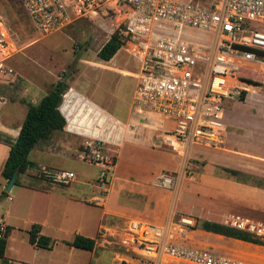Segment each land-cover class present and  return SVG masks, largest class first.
<instances>
[{
    "label": "rangeland",
    "instance_id": "obj_1",
    "mask_svg": "<svg viewBox=\"0 0 264 264\" xmlns=\"http://www.w3.org/2000/svg\"><path fill=\"white\" fill-rule=\"evenodd\" d=\"M66 2L72 8L71 22L46 34L36 29L20 0H0V32L6 34L5 41L11 47L5 59L0 52V61L12 71L11 75L0 76V97L10 102L23 99L37 103L63 72L69 73V89L63 95L61 108L68 114L69 122L63 131L55 132L33 148L27 158L34 166L18 177V184L39 190L50 188L52 192H33L19 185L10 191L2 190L7 196L0 200V215L13 227L8 253L17 251L22 260L37 264H139L123 243V231L130 219L150 223L174 220L177 231L174 238L190 245L207 246L210 242L232 247L231 241L241 243L222 235H208L197 225L179 232L176 224L181 217L193 218L195 224L197 220L214 222L224 213H237L264 223V186L256 183L264 177L253 171L264 175V167H252L256 162L251 156L215 153L223 142L218 147H193L182 153L163 144L160 133L153 130L152 120L130 113L141 67L138 43L124 39V45L110 61L97 57L124 19L120 5L116 0H94L78 12L75 7H80L79 0ZM252 29L264 32V25L254 24ZM256 63H264V59L245 63L246 68L238 70L239 94L225 101L224 123L236 119L238 130L246 134H235L247 137L234 139L236 147L259 156L264 151V71L249 67ZM253 88L262 95L256 100L248 96L249 91L255 93ZM242 92L245 94L240 100ZM94 139L104 142L102 154L109 162L103 180H100L104 170L101 164L79 158L85 142ZM40 145L52 147L53 151L61 149L47 152ZM49 165L72 171L76 178L67 185L53 184L40 175L41 168L50 169ZM210 166L215 167L214 176L202 177L204 169ZM221 167L238 169L241 182L220 177ZM116 168L122 170L119 175L126 176H114ZM155 175L153 181H143ZM162 175L171 180L168 188L159 185ZM90 185L101 187L98 197L88 201L96 202L97 207L74 203L73 198H78L81 189H89ZM104 196L109 212L101 215ZM201 197L205 199L200 202L202 205L196 204ZM98 223L101 228L93 251L69 250L65 246L81 228L94 235ZM32 224H39L41 233L55 242L52 251L30 246L27 230ZM233 244L235 248L256 250L249 245Z\"/></svg>",
    "mask_w": 264,
    "mask_h": 264
},
{
    "label": "built area",
    "instance_id": "obj_2",
    "mask_svg": "<svg viewBox=\"0 0 264 264\" xmlns=\"http://www.w3.org/2000/svg\"><path fill=\"white\" fill-rule=\"evenodd\" d=\"M20 3L41 33L59 31L71 22L72 8L66 0ZM86 3L94 0L72 6L81 12ZM116 4L124 16L118 26L121 37L140 47V75L130 113L157 120L153 130L173 150L217 147L225 131V101L239 94L237 72L246 68L245 63L261 61L259 53L264 52V32L252 29L254 24L264 25V0H116ZM5 36L0 33L4 59L11 52ZM11 73L0 61V76ZM103 149L104 142L94 139L86 141L79 153L83 161L103 166L100 180L109 167ZM40 175L57 185L76 178L62 169L41 168ZM170 182L162 175L159 185L168 188ZM214 222L260 241L245 242L256 249L253 255L178 242L174 220L130 219L123 243L139 264H264V223L237 213L221 214ZM194 224L193 218L181 217L176 225L183 232Z\"/></svg>",
    "mask_w": 264,
    "mask_h": 264
},
{
    "label": "trees",
    "instance_id": "obj_3",
    "mask_svg": "<svg viewBox=\"0 0 264 264\" xmlns=\"http://www.w3.org/2000/svg\"><path fill=\"white\" fill-rule=\"evenodd\" d=\"M124 45L123 38L121 37L119 30L115 31L109 40L101 47L97 53V57L102 61H110L113 56L119 51V49ZM264 59V52L259 53ZM258 72V71H255ZM262 73V72H260ZM264 74V73H262ZM69 73L63 72L60 79L53 85L52 89L45 94L37 103H30L22 100L21 102L27 106V112L22 123L20 132L15 141L10 143L8 139H2L5 143H9L8 157L4 163L3 169L1 171V176L4 180L9 181L12 177L15 169L19 167L18 177L23 174L25 170L29 167L28 154L30 151L39 143L47 141L55 132L63 131L66 124L65 118L59 110L62 103L63 95L68 90L69 86L67 84ZM242 92L241 99L243 100ZM67 124L68 116L64 113ZM66 124V126H67ZM218 174L224 175L228 178H233L238 182H241V178H238L240 172L236 169L221 167ZM17 177L15 185L19 183V178ZM258 186H264V180H258ZM7 196L5 192H1L0 200ZM200 229L210 232L215 236H226L229 238L241 240L250 243H260V241L254 239L253 237L222 225H219L213 221L202 220L196 221L195 226ZM13 230V227L6 225L2 230H0V260L4 259V254L7 246V239ZM28 242L39 248L51 249L54 246V241L46 235L41 234V227L39 224H32L27 230ZM220 237V236H219ZM235 244H241L240 242H234ZM70 247L84 250L93 251L95 248V239L85 237L80 234H76L72 241L65 242ZM125 264V262H121Z\"/></svg>",
    "mask_w": 264,
    "mask_h": 264
},
{
    "label": "crops",
    "instance_id": "obj_4",
    "mask_svg": "<svg viewBox=\"0 0 264 264\" xmlns=\"http://www.w3.org/2000/svg\"><path fill=\"white\" fill-rule=\"evenodd\" d=\"M0 33H4V32H0ZM5 34V33H4ZM6 35V34H5ZM238 83L241 84L240 81L237 82V86H238ZM243 84V83H242ZM240 88V87H238ZM69 89V88H68ZM254 89V88H253ZM250 90V89H249ZM255 90V89H254ZM21 94H25V91H22ZM248 96L251 98V100H256L258 99L261 95V93H258V91L255 90V93L254 94H251L250 91L248 93ZM43 97V96H42ZM41 97V98H42ZM40 98V99H41ZM23 99H21L20 101H8L2 97H0V193L2 192V190H4V188L6 187L7 185V182L6 180H4L1 176V171L3 169V166H4V163L8 157V152H9V147H10V144L9 143H5L4 141H2V139H8V141L11 143H13L15 141V139L18 137L19 135V132H20V129H21V126H22V123L24 121V118H25V115H26V112H27V106L22 103ZM25 101V100H24ZM27 102V101H26ZM31 103V102H30ZM35 104V103H34ZM250 104V103H249ZM248 104L246 103V106ZM252 107V106H251ZM250 107V108H251ZM62 108V103L59 107V110L60 112L62 113V115L64 116L65 118V121H66V124H67V119L64 115V113L62 112L61 110ZM254 113V112H252ZM225 120V106H224V116H223V121ZM66 124L64 126V128H66ZM224 126H225V131L223 133V136L221 138V142L222 145L220 146V150H215L216 152L215 153H218L219 155H223V156H227L229 154H232V155H241L245 158H249L247 156H251V157H254L255 159V162H256V165L255 166H252L254 168H258L259 166L260 167H264V153L262 154V151L261 154L259 156L257 155H254V154H251V153H247V152H244L242 150H240L239 148H237L236 146H238L235 142H234V139H242V138H247L246 136H240V135H244L246 134L244 131H239L238 129V125L236 124V119H228L226 120V124L224 123ZM63 128V129H64ZM152 128V127H151ZM238 133L240 134L239 136H237L235 133ZM243 133V134H241ZM250 135V134H249ZM248 139H250L248 137ZM223 140V141H222ZM41 146V145H40ZM218 147V146H217ZM263 147H264V144H263ZM41 150L43 151H47V152H58L60 149L58 150H54L53 151V148L52 147H48L47 145H42L41 147ZM200 148H203V147H200ZM213 148V147H211ZM146 149V148H145ZM199 149V148H198ZM33 150V149H32ZM31 150V151H32ZM148 150V149H146ZM30 151V152H31ZM148 152L151 154V155H155V153H151L152 151L148 150ZM214 153V154H215ZM204 154L205 155H208V151H204ZM122 155V153H121ZM217 156V155H216ZM163 163V162H162ZM216 164V163H215ZM32 166H34V164H31ZM259 165V166H258ZM31 166V167H32ZM165 163H163L162 167H165ZM221 166V165H220ZM248 166V165H247ZM50 169H55L53 166L49 165ZM161 168V167H160ZM160 168H158L157 171L160 170ZM247 168V167H246ZM214 169L215 167L214 166H210L209 169H204L203 173H202V177L203 176H208V174L210 176H214L215 172H214ZM259 169V168H258ZM238 170V169H236ZM122 171V170H121ZM121 171L119 170V168H116L115 170V173H114V176H116L117 178H119L118 176H126L125 174H122V175H119L118 172L121 173ZM156 171V172H157ZM256 174H259V175H262V177H264L263 174H260V171L258 172V170H253ZM156 175H158V173H156ZM155 175V177H150L149 179H142L143 181H146V182H151L153 181L157 176ZM220 177H225V178H228L224 175H221ZM228 179H233V178H228ZM204 180H207V177L204 179ZM235 180V179H234ZM16 185H19L21 188L23 189H26V190H29V191H33V192H42V193H49V192H52L50 190V188L48 189H45V190H39L35 187H31V186H27V185H24V184H16ZM90 185L89 189L88 188H84V189H81V193H80V196H78V198H73L75 200H73L74 203H83L85 205H91V206H95L97 207V203H91L88 202L90 199L92 198H97L98 196L96 194H99L101 193L100 191V186L99 185ZM93 187V188H92ZM91 188V189H90ZM13 189V186L11 187L10 190ZM83 190V191H82ZM8 198V201L11 200V197H7ZM202 199H196V204L198 205H202V203L204 202V198L201 197ZM103 199H106L105 200V204H104V209H102V212H101V215L105 214L106 212H109V210L107 209V197L104 196ZM199 201V202H198ZM202 201V203H200ZM0 205H1V201H0ZM99 207V206H98ZM114 212V211H113ZM116 213V212H114ZM100 222V220H99ZM7 223H6V219H5V216L4 215H0V227L4 228V226H6ZM41 227V226H40ZM99 228H101V224L98 223L96 228H95V233L94 235L93 234H89L85 229L81 228L77 231V234H80V235H83L85 237H90L92 239H95L96 237V234L99 230ZM85 230V231H84ZM41 232H42V228H41ZM210 233V232H209ZM42 234V233H41ZM11 235V233H10ZM9 235L8 239H7V246H6V250H5V254H4V259L3 260H0V264H37V263H32L30 260H22V258L19 257V253H17V251H12L13 253L12 254H9V241H10V238L11 236ZM44 235V234H43ZM76 235V234H75ZM214 235H217V234H214ZM229 240H231L229 238ZM70 242V241H69ZM242 244H245V245H249L251 246L250 244H247L245 242H241ZM227 244V243H226ZM226 244L224 245H215V244H212V243H208L207 246L209 247H212L214 249H217V250H220V251H224V250H233L234 252H238V253H244V254H247L248 256L249 255H253V252H255L256 250H254L253 248H235L233 245L232 242H230L229 244L232 245V247H228ZM30 245V244H29ZM206 245V244H205ZM33 249L35 250H39L40 248L39 247H36L34 245H30ZM65 246H67V248H69V250L71 249H75L73 247H70L68 246L67 244H65ZM252 247V246H251ZM44 249V248H42ZM53 249V248H52ZM52 249H44V250H48V251H52ZM253 249L254 251H251L250 250ZM65 258V256H64Z\"/></svg>",
    "mask_w": 264,
    "mask_h": 264
},
{
    "label": "water",
    "instance_id": "obj_5",
    "mask_svg": "<svg viewBox=\"0 0 264 264\" xmlns=\"http://www.w3.org/2000/svg\"><path fill=\"white\" fill-rule=\"evenodd\" d=\"M32 165L29 164V167H31ZM18 170L19 167H17L12 175V177L10 178V180L7 182V185L5 187L6 191H10L11 187L15 185V181L18 177Z\"/></svg>",
    "mask_w": 264,
    "mask_h": 264
},
{
    "label": "bare ground",
    "instance_id": "obj_6",
    "mask_svg": "<svg viewBox=\"0 0 264 264\" xmlns=\"http://www.w3.org/2000/svg\"><path fill=\"white\" fill-rule=\"evenodd\" d=\"M102 41V40H101ZM104 41V40H103ZM250 68H253V69H258V68H260V69H262L263 71H264V63H256L255 65H251V66H249ZM67 116H68V114H67ZM152 121H153V125H154V127L153 128H155L156 126H158L157 124V120H154V119H152ZM68 122H69V116H68ZM72 122L74 123V119H73V117H72ZM89 139H93L92 137H88Z\"/></svg>",
    "mask_w": 264,
    "mask_h": 264
}]
</instances>
